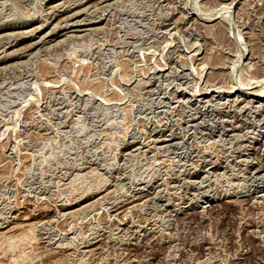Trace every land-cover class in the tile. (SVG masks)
<instances>
[{
    "label": "rangeland",
    "instance_id": "374dc122",
    "mask_svg": "<svg viewBox=\"0 0 264 264\" xmlns=\"http://www.w3.org/2000/svg\"><path fill=\"white\" fill-rule=\"evenodd\" d=\"M263 75L264 0H0V264H264Z\"/></svg>",
    "mask_w": 264,
    "mask_h": 264
},
{
    "label": "bare ground",
    "instance_id": "6f19581e",
    "mask_svg": "<svg viewBox=\"0 0 264 264\" xmlns=\"http://www.w3.org/2000/svg\"><path fill=\"white\" fill-rule=\"evenodd\" d=\"M4 1V0H3ZM57 23V22H56ZM78 23V22H77ZM47 34V33H45ZM237 39V38H236ZM242 55V54H241ZM8 56V55H7ZM240 59V58H239ZM247 67V66H246ZM249 67V66H248ZM254 83L260 85L259 91L257 92H252L251 94H253L258 100H263L264 99V75L262 76V78L260 80L255 81ZM229 89V88H228ZM227 91V90H226ZM230 91V90H229ZM262 119V118H261ZM257 134V133H256ZM93 204V203H92ZM75 211V210H74ZM66 214V213H65Z\"/></svg>",
    "mask_w": 264,
    "mask_h": 264
}]
</instances>
